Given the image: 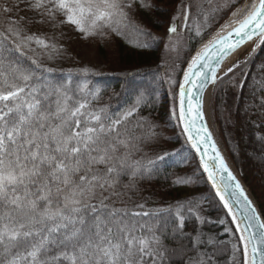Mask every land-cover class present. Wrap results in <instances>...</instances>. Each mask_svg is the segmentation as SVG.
<instances>
[{"label": "snow or ice", "instance_id": "1", "mask_svg": "<svg viewBox=\"0 0 264 264\" xmlns=\"http://www.w3.org/2000/svg\"><path fill=\"white\" fill-rule=\"evenodd\" d=\"M154 8L153 0H0V264H217L225 243L231 264H264V222L217 148L203 111L208 85L227 78L245 112L259 116L254 127L264 129V61L257 62L264 52V0H181L167 29L172 51L185 49L181 28L190 43L211 36L190 55L182 82L174 71L167 79L178 87V111L171 109L181 126L177 135L199 153L238 230L228 242L222 233L203 231L218 223L233 235L225 219L202 215L201 199L152 209L135 199L140 182L180 151H146L160 138L159 126L141 114L146 94L136 90L115 107L100 105L101 90L90 82L94 73L85 68L64 75L55 65L66 50L32 30L68 26L84 40L106 42L150 37L139 16ZM233 53L237 58L220 74Z\"/></svg>", "mask_w": 264, "mask_h": 264}, {"label": "trees", "instance_id": "2", "mask_svg": "<svg viewBox=\"0 0 264 264\" xmlns=\"http://www.w3.org/2000/svg\"><path fill=\"white\" fill-rule=\"evenodd\" d=\"M153 3L158 4L157 0H153ZM165 10V7H159V10L154 8L140 14L139 21L151 33L150 37L114 36L110 42L96 38L99 43V54L105 59L100 70L89 69L88 66L76 61L67 51L65 57L55 66L58 70L62 69L64 75L71 71L73 77L80 73L81 69L91 70L94 75L90 76V82L101 90L98 101L100 105L115 107L129 100L134 91H143L148 98V106L141 109V114L158 125L157 131L160 133V138L153 148L146 151L149 155H155L161 150L180 151L174 156L167 157L160 165L158 173L140 182V191L135 199L139 203H144L148 209L168 207L193 197L201 199L202 215L214 222L225 219L227 226L232 228L233 235L224 233L225 225L218 223L205 225L203 231L213 235L222 233L221 240L234 241L238 232L214 189L209 185L189 144L185 143V136L177 135L181 133V126L171 116V109L167 107L166 98L171 99L173 107L177 108L178 87H170L167 79L168 67L161 60V52L166 42L158 33L168 25ZM137 39L146 41L149 46L138 47ZM200 42L187 43L184 59L180 62L175 77L178 83L186 62ZM187 49H191V52ZM260 60L264 61V52L257 53V62ZM226 81L227 78L225 82L218 83L213 90L211 113L231 162L236 169L244 170L242 178L258 198L256 188L249 181L257 177L254 173L256 169L264 176V129L254 127L253 122L259 123L260 118L251 112H245L241 100L239 117L229 118L226 109L230 97L233 96L231 92L233 88ZM178 178H190L191 183H178ZM204 197L207 199H203ZM261 209L264 215L263 204ZM185 231L191 232L192 226L186 225ZM167 243L176 246L172 241ZM221 247L224 251L223 255L216 257L217 264H231V244L225 243ZM239 259L238 255L237 260Z\"/></svg>", "mask_w": 264, "mask_h": 264}, {"label": "rangeland", "instance_id": "3", "mask_svg": "<svg viewBox=\"0 0 264 264\" xmlns=\"http://www.w3.org/2000/svg\"><path fill=\"white\" fill-rule=\"evenodd\" d=\"M157 2H158L157 5L160 8H163V7L166 8L164 14H165V18L168 19L167 27H165L162 31H160L158 33V35L160 37H163L165 39V42H166L165 46L163 47L162 52H161V60L168 67V75L169 76L172 75V73L174 71L175 77H176L177 72L179 70L180 62H182V60L184 59L185 49L178 50V51H172V50H170V46H169V48L166 49V45L168 44L167 29H168L171 18L176 13L177 6L181 3V0H157ZM21 6L23 7V5H21ZM227 19H228V17L224 16L222 19L219 20V24L225 23ZM189 22L191 23V21H189ZM218 26L219 25H215L214 29H217ZM32 30L36 31L37 34L45 35V36L54 38V41L58 45L63 46V48L67 52H69V54L72 55L76 61L88 66V68L91 70H96V71L100 70L101 65L104 63L105 59L102 58V56H100L101 54H99V50H100L99 49V43H98V40L96 38L84 40L81 38L80 34L73 31L68 26H64L62 29L50 28V27L38 29V28L34 27ZM214 32L215 31L213 30L212 34ZM188 36H189V33L186 32L183 28H181L180 29V37H178V39L183 41L185 48L187 47V43L189 42ZM205 37L206 38L201 42L199 40L194 41V42H200V43L198 44V46L196 47V49L194 50L192 55H194V53L198 49V47L202 43H204L210 36L205 34ZM260 61H263V60H260ZM231 92H232L233 96L230 97V101H229L230 103L228 104V109H226V111H227V114L229 113V115H228L229 118L233 119L234 116L239 117L241 110H240V106H239L240 100L237 97L236 90L232 89ZM166 101H167V107L172 109L173 105L171 103L172 102L171 99L166 98ZM210 114H211V118L213 120V123L217 129V134H218V137L220 139V142H221L223 148L225 149L223 142L221 140V137L219 135L218 128L215 124L214 118H213L212 113H211V103H210ZM225 151H226V149H225ZM236 171L238 172V174L241 177H243V175L245 174L243 169H240V170L236 169ZM254 173L256 174L255 176H257V177L251 178L249 183L253 184V187L256 188L258 198L255 196L253 190H251V187H249L248 183H246V182L245 183L248 186L249 191L254 196L260 210H262L261 205L262 204L264 205V176L260 175L257 169L254 170ZM202 214H203V211H202Z\"/></svg>", "mask_w": 264, "mask_h": 264}, {"label": "water", "instance_id": "4", "mask_svg": "<svg viewBox=\"0 0 264 264\" xmlns=\"http://www.w3.org/2000/svg\"><path fill=\"white\" fill-rule=\"evenodd\" d=\"M234 54V53H233ZM231 54L230 56H228L223 65H222V68L220 70V74L223 73V70H224V67L225 65L227 64L229 58L233 55ZM187 66V65H186ZM186 69V67H185ZM180 82H182V76H181V79H180ZM217 84H209L205 93H204V107H203V111H204V117H205V120L207 122V126L209 127L211 133H212V137H213V140L215 141L216 145H217V148L219 149L221 155L224 157V159L226 160L227 162V165L230 169V171L232 172V174L236 177V180H238L241 184V186L243 187L246 195L248 196V198L251 200L252 202V207L255 208L256 210V213L258 214L259 216V219L260 221L264 222V216H263V213L262 211L260 210L254 196L252 195V193L249 191L248 189V186L246 185L245 181L243 180V178L238 174V172L236 171V167L234 166V164L231 162L227 152L225 151V149L223 148L221 142H220V139L218 137V134L215 133V131L213 130V127L211 125V122H210V118H209V114H210V103H211V96H212V92L214 90V88L216 87ZM177 108H178V98H177ZM211 116V115H210ZM190 146V144H189ZM191 148V147H190ZM191 150L193 151V153L195 154L198 162H199V165L201 167V170L203 172V174L205 175L206 179H207V173L203 171V168H202V164L200 163V160H199V153H196L194 149L191 148ZM227 179V174H225V180ZM208 181V180H207ZM209 185L214 189V187L212 186L211 182L208 181ZM215 191V189H214ZM216 194V192H215ZM228 194L226 193V196ZM216 196L218 197V195L216 194ZM219 199V197H218ZM223 205V202L220 201ZM226 210V209H225ZM234 211H236V215L237 217L239 218L241 215H242V212L240 211L239 207L234 205ZM227 212V210H226ZM230 217V216H229ZM231 218V217H230ZM233 222V221H232ZM234 226H235V223L233 222ZM237 230V229H236ZM253 231H257L258 229H256L255 227L252 229ZM238 232V230H237ZM239 234V233H238Z\"/></svg>", "mask_w": 264, "mask_h": 264}, {"label": "bare ground", "instance_id": "5", "mask_svg": "<svg viewBox=\"0 0 264 264\" xmlns=\"http://www.w3.org/2000/svg\"><path fill=\"white\" fill-rule=\"evenodd\" d=\"M215 34V32L213 33V35ZM208 39H211V36L208 38ZM207 39V40H208ZM207 40L205 41V42H207ZM202 46V44L198 47V49L197 50H199V48ZM248 47H250V45L248 46ZM237 55H238V53H234L230 58H229V60H228V62H227V64L225 65V67H224V69H226L236 58H237ZM211 114H209V118H210V122H211V125H212V127H213V130L215 131V133L217 134V129H216V127H215V125H214V123H213V120H212V118H211V116H210Z\"/></svg>", "mask_w": 264, "mask_h": 264}]
</instances>
